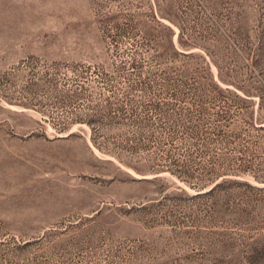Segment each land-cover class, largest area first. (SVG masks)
I'll return each mask as SVG.
<instances>
[{
    "label": "rangeland",
    "instance_id": "1",
    "mask_svg": "<svg viewBox=\"0 0 264 264\" xmlns=\"http://www.w3.org/2000/svg\"><path fill=\"white\" fill-rule=\"evenodd\" d=\"M0 264H264V0H0Z\"/></svg>",
    "mask_w": 264,
    "mask_h": 264
}]
</instances>
